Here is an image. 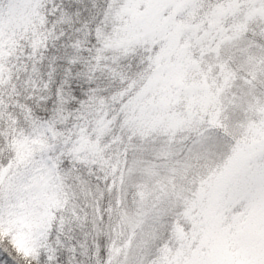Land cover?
Instances as JSON below:
<instances>
[{
    "label": "snow or ice",
    "instance_id": "snow-or-ice-1",
    "mask_svg": "<svg viewBox=\"0 0 264 264\" xmlns=\"http://www.w3.org/2000/svg\"><path fill=\"white\" fill-rule=\"evenodd\" d=\"M193 6L0 0V264H264V0L197 5L231 10L216 30L234 39L241 82L170 159L175 187L140 207L131 236L117 243L112 232L125 207L117 193L140 179L129 145L151 131L156 79L180 70L181 10ZM133 60L130 70L153 67L113 106L101 77ZM117 126L124 152L109 164ZM183 236L196 237L187 251Z\"/></svg>",
    "mask_w": 264,
    "mask_h": 264
},
{
    "label": "rangeland",
    "instance_id": "rangeland-1",
    "mask_svg": "<svg viewBox=\"0 0 264 264\" xmlns=\"http://www.w3.org/2000/svg\"><path fill=\"white\" fill-rule=\"evenodd\" d=\"M187 2L194 6L181 10L183 19L179 24L178 37L182 53L180 70L170 78L156 79L155 91L148 98L155 107L149 125L151 131L148 135H141L139 142L133 146L134 149L137 147V150L144 148L142 151L149 148L142 147L144 143L150 146L145 136L164 141L162 146L150 149L153 158L148 159L144 166V159L136 157L139 166L132 170L134 174H139L142 183L150 188V202L153 206L160 200V193L166 194L176 185V176L169 168V161L175 155L172 150L181 149L172 147V142L174 146L176 141L186 140L191 130L203 120L211 119L214 115L218 117L220 106L235 94L234 88L241 82L239 77L244 72V64L234 55V39L219 38L220 33L216 30L223 21L231 19V10L217 9L205 14L203 9L197 6L201 0ZM176 58L174 51L173 56L165 62L174 63ZM256 114L259 115V110ZM137 184L135 182V188ZM146 197L140 194L138 196L137 189L130 192L126 187L118 192V199L122 203L125 198L128 199L129 208V212L124 215L125 224L119 227L120 240L126 234L131 236L134 231L131 221L137 214L131 212L130 205L135 203V200L146 203ZM182 239L185 251L191 249L192 244L196 242L195 236H183ZM215 251L222 254L225 250L217 246ZM168 258V255L164 254V260Z\"/></svg>",
    "mask_w": 264,
    "mask_h": 264
},
{
    "label": "trees",
    "instance_id": "trees-1",
    "mask_svg": "<svg viewBox=\"0 0 264 264\" xmlns=\"http://www.w3.org/2000/svg\"><path fill=\"white\" fill-rule=\"evenodd\" d=\"M10 45L12 43H14L13 41L9 40L7 41ZM159 42V41H157ZM143 47V46H142ZM146 51H148L149 53H151V43L149 44L148 48L146 49ZM144 60H151V56H146L144 58ZM144 60L140 61V64H144ZM136 62L133 60L131 61L129 67H125L123 69H111V68H106L105 72L107 74V78L105 77H101L102 80V84H101V88L102 89H112V95L109 97V99L113 102V106L115 104H120L121 101L123 100V98L125 96H127L129 93L134 92V90L140 86H142L143 82L145 81V79L148 77V74L150 72V70L152 69L153 65L151 63L146 64L144 67H142L139 71L136 70H130L131 65L135 64ZM0 70L2 71H7L6 68H4V66H0ZM239 70V69H238ZM10 79V77H6V80ZM115 131V135L111 138L109 144H108V152L109 155L107 157H105V160L107 163L111 164V163H115L116 161H120L124 152V149L120 146V140H121V136H122V128L120 126H117L115 129H113L112 127H109V132ZM147 137V141H149V145L144 143L142 145V147H149L147 149H145L144 151L141 150H137L133 148V146L135 145H129V149L130 151H132L133 153H136L137 156L136 157H142L144 159L143 165L145 164V162L148 159H152V154L150 153V149L159 145H163V140H159V139H152V137L149 136H145ZM185 142V140H178L175 142V145L173 146V142H172V147L174 148H179L181 149V145H183V143ZM144 153H148V155H144ZM172 154L174 155H180L181 154V150H172ZM163 159V158H162ZM102 171V169H101ZM139 176V174H138ZM140 177V176H139ZM138 184L136 185L137 191H138V196L139 194L143 197H146V203H141L140 201L135 200V203H133L131 206V212H136V214L138 213V211L140 210V207L142 205L145 204H151L150 202V188L145 186L142 182L141 179H138L136 181ZM117 198H118V193H117ZM105 199V204H107V196L104 197ZM127 198L124 199V205L125 207H123L121 209V215H122V219L118 220L116 222L115 227L112 229L114 238L116 239L117 243L120 242V237H119V227L123 224H125V219H124V215H126V213L129 212V208H127L128 202H127ZM133 208V209H132ZM115 219V217H114ZM190 237V236H187ZM162 260H164V254L162 253Z\"/></svg>",
    "mask_w": 264,
    "mask_h": 264
}]
</instances>
